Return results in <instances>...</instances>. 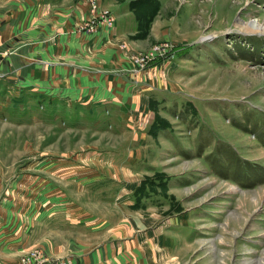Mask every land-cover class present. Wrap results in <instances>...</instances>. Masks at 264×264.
Returning a JSON list of instances; mask_svg holds the SVG:
<instances>
[{"label": "rangeland", "instance_id": "obj_1", "mask_svg": "<svg viewBox=\"0 0 264 264\" xmlns=\"http://www.w3.org/2000/svg\"><path fill=\"white\" fill-rule=\"evenodd\" d=\"M116 1L134 20L116 48L166 99L149 102L133 137L104 128L96 174L78 132L0 113V263L66 264L69 233L119 228L131 212L208 238L215 260L264 264V31L239 24L264 23V0Z\"/></svg>", "mask_w": 264, "mask_h": 264}, {"label": "crops", "instance_id": "obj_2", "mask_svg": "<svg viewBox=\"0 0 264 264\" xmlns=\"http://www.w3.org/2000/svg\"><path fill=\"white\" fill-rule=\"evenodd\" d=\"M100 2L108 3L113 27L85 32L77 28L85 18L84 0H0L1 119L11 123L39 119L35 123L78 132L79 142L93 145L88 153L95 167L77 169L94 174L105 169L102 160L108 150H98L97 145L102 135L107 132L115 140L133 137L139 132L135 119L146 115L149 102L163 105L166 99L157 91L160 81H152L148 70L146 77V72L130 73L116 48L117 40L133 32L128 10L116 0ZM192 36H197L195 30ZM125 130L131 132L126 137ZM109 156L116 160L114 153ZM129 202L122 198L120 204ZM123 216L127 218H121L116 229L93 227L74 231L73 236L69 233L68 246L74 252L64 256L66 264H230L213 259L212 242L192 236L190 228L175 220L165 224L150 215L125 212ZM105 233L109 234L102 237ZM14 249L22 250L16 245ZM8 264H19L18 257Z\"/></svg>", "mask_w": 264, "mask_h": 264}, {"label": "built area", "instance_id": "obj_3", "mask_svg": "<svg viewBox=\"0 0 264 264\" xmlns=\"http://www.w3.org/2000/svg\"><path fill=\"white\" fill-rule=\"evenodd\" d=\"M87 10L84 20L78 25V30L85 32H95L103 26L107 29L113 25V16L106 8L98 5L96 0H85ZM150 59V58H148Z\"/></svg>", "mask_w": 264, "mask_h": 264}, {"label": "bare ground", "instance_id": "obj_4", "mask_svg": "<svg viewBox=\"0 0 264 264\" xmlns=\"http://www.w3.org/2000/svg\"><path fill=\"white\" fill-rule=\"evenodd\" d=\"M239 23V22H238ZM242 24L248 32H263L264 31V23L260 22L259 20H249Z\"/></svg>", "mask_w": 264, "mask_h": 264}]
</instances>
